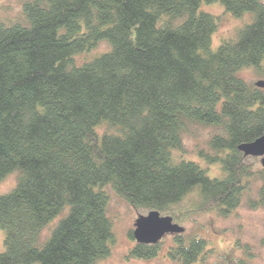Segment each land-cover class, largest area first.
Instances as JSON below:
<instances>
[{
  "label": "trees",
  "instance_id": "trees-1",
  "mask_svg": "<svg viewBox=\"0 0 264 264\" xmlns=\"http://www.w3.org/2000/svg\"><path fill=\"white\" fill-rule=\"evenodd\" d=\"M221 2L254 15L235 41L211 50L218 24L201 5ZM25 23L0 20V264H96L110 255L112 189L134 208L167 213L197 190V211L227 215L256 187L264 168L240 150L264 137V89L239 77L264 62L261 0H27ZM106 42L110 50L77 66ZM114 132H97L102 124ZM211 131L186 160V138ZM219 177L209 176L217 167ZM66 210L67 213H64ZM167 215V216H168ZM51 233L44 230L57 217ZM135 242L130 258L151 259L159 244ZM180 264L208 257L204 239L175 236Z\"/></svg>",
  "mask_w": 264,
  "mask_h": 264
},
{
  "label": "rangeland",
  "instance_id": "rangeland-1",
  "mask_svg": "<svg viewBox=\"0 0 264 264\" xmlns=\"http://www.w3.org/2000/svg\"><path fill=\"white\" fill-rule=\"evenodd\" d=\"M27 0H0V20L5 23H25L23 16V4ZM264 2V0H261ZM201 11L209 13L217 19V30L212 36L211 50L216 51L225 40L235 41L240 31L249 25L254 18L253 13L246 12L236 17L227 12L221 2L208 4L203 1ZM110 50L106 42H101L96 49L82 53L75 58L77 66L93 60L94 58ZM239 77L248 84L255 85L259 81L264 82V62L261 68L245 67L239 72ZM115 132L108 124H102L97 132ZM197 138H186L181 155L186 160L198 162L205 167V161L196 156L198 150L207 148V140L211 131L203 127L196 128ZM263 157H251L249 164L254 168H262ZM221 174L217 167L209 176L219 177ZM18 174L13 173L0 182V195L10 193L17 185ZM255 183L251 191L243 197V201L232 212L223 215L220 212L202 213L197 211L199 200L197 190L190 193L183 201L173 207L172 213L183 217L174 221L185 229L182 234L186 239L198 238L207 242L209 253L203 262L198 264H264V207H251L250 201L258 199ZM109 195L107 214L112 223L113 242L110 245V255L100 258L96 264H180L169 256V252L176 246L175 234L166 235L160 242L157 256L151 259L130 258L129 254L135 246V242L129 237L130 231L135 230L138 217L147 216L150 212L144 208H134L121 198L110 186L104 188ZM66 210L64 213H67ZM167 216V213H161ZM170 216V215H168ZM57 217L43 232V238L47 237L54 225L60 220ZM5 231L0 230V252L5 251ZM38 264V263H37Z\"/></svg>",
  "mask_w": 264,
  "mask_h": 264
},
{
  "label": "water",
  "instance_id": "water-1",
  "mask_svg": "<svg viewBox=\"0 0 264 264\" xmlns=\"http://www.w3.org/2000/svg\"><path fill=\"white\" fill-rule=\"evenodd\" d=\"M256 86L264 89V82L259 81ZM239 150L246 157H263L264 168V137L252 143L242 144ZM185 229L174 222L171 216H162L159 211H150L147 216H140L136 220L133 236L138 244L157 245L169 234L182 235Z\"/></svg>",
  "mask_w": 264,
  "mask_h": 264
}]
</instances>
